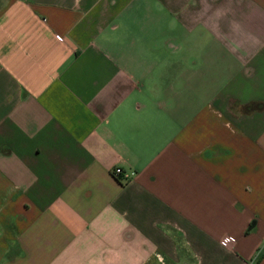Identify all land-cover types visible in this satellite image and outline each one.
<instances>
[{"label": "crops", "instance_id": "obj_1", "mask_svg": "<svg viewBox=\"0 0 264 264\" xmlns=\"http://www.w3.org/2000/svg\"><path fill=\"white\" fill-rule=\"evenodd\" d=\"M0 264H264V0H0Z\"/></svg>", "mask_w": 264, "mask_h": 264}, {"label": "built area", "instance_id": "obj_2", "mask_svg": "<svg viewBox=\"0 0 264 264\" xmlns=\"http://www.w3.org/2000/svg\"><path fill=\"white\" fill-rule=\"evenodd\" d=\"M111 173L114 176H120L123 179H126L129 176V172L122 170L119 166H114L111 169ZM233 241H234V236L231 234H225L219 240L220 244L222 245L232 243Z\"/></svg>", "mask_w": 264, "mask_h": 264}, {"label": "trees", "instance_id": "obj_3", "mask_svg": "<svg viewBox=\"0 0 264 264\" xmlns=\"http://www.w3.org/2000/svg\"><path fill=\"white\" fill-rule=\"evenodd\" d=\"M251 224H252V221L248 224V226H247V228H246L245 231H248L249 230V228L251 227Z\"/></svg>", "mask_w": 264, "mask_h": 264}]
</instances>
